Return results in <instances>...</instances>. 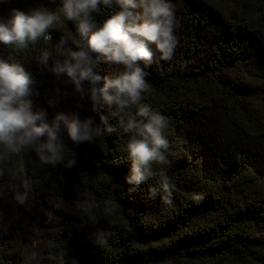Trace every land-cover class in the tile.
Wrapping results in <instances>:
<instances>
[{
  "label": "trees",
  "instance_id": "16d2710c",
  "mask_svg": "<svg viewBox=\"0 0 264 264\" xmlns=\"http://www.w3.org/2000/svg\"><path fill=\"white\" fill-rule=\"evenodd\" d=\"M63 2L0 0V23L17 11L59 16L50 40L0 43V60L24 68L32 81L24 100L43 114L35 126L55 129L64 148L53 165L34 147L0 146V264H264V0H166L176 46L164 60L148 44L152 62H138L148 91L122 112L107 100L112 89L99 90L125 67L88 47L91 33L66 18ZM120 10L101 0L92 31ZM81 51L91 63L72 56ZM89 67L100 77L96 102L90 79L77 91L67 75ZM141 106L147 116L137 115ZM155 114L166 120V162L137 183L127 145L139 137L125 128ZM73 122L102 135L75 142Z\"/></svg>",
  "mask_w": 264,
  "mask_h": 264
},
{
  "label": "clouds",
  "instance_id": "9594fccd",
  "mask_svg": "<svg viewBox=\"0 0 264 264\" xmlns=\"http://www.w3.org/2000/svg\"><path fill=\"white\" fill-rule=\"evenodd\" d=\"M100 2L101 0H64L62 11L68 20L78 21L81 34L91 33L88 47L92 51L103 53L107 60L125 67L126 70L120 76L108 80L105 88L99 90L106 92L107 89H112L114 94L107 96V100L115 103L122 112L130 101L137 102L141 94L148 91L145 73L138 66L140 61L146 64L152 62L153 52L148 44H154L164 60L169 59L176 46L172 29V10L166 0H117L121 10L105 20L102 27L92 31L94 25L91 13L98 9ZM102 2L104 5L112 4V0ZM130 8L140 9V15L134 14ZM58 19L56 13L45 10H33L31 14L17 11L8 23H0V43L26 47L29 41L34 43L41 36L50 40V35L46 34L47 30ZM47 55L45 52V60ZM72 56L79 62L91 63L84 51L72 53ZM55 71L59 75L64 69L57 67ZM67 75L71 77L77 91H83L82 80L90 79L93 84L91 99L93 102L97 101L98 89L95 84L100 77L93 75L90 67L80 74L79 79L72 68L67 70ZM31 83L22 66L0 60V146L14 154L34 147L42 163L54 165L63 161L64 148L55 129L49 128L47 124L35 126V121L43 119V114L33 115L29 104L24 100L29 95ZM149 112L147 106H141L137 115L147 116ZM165 127L166 120L159 114L153 115L147 123H134L129 120L125 131L135 128L136 136L139 137L133 138L127 145L129 156L134 161L135 175L132 180L137 183L152 175L149 169L153 162H166L163 150H167L168 141L162 134ZM108 131L112 132L113 128L110 127ZM45 133L47 141L40 143L39 138ZM69 135L73 141L79 143L90 141L93 136L98 137L102 133L99 129L91 132L87 124L81 132L79 123L73 122L69 126ZM74 163V160H70L68 166L71 167ZM163 180L162 187L166 195L161 199L169 203L172 190L168 178L163 176ZM155 194L156 190H153L152 195ZM104 242L101 241L102 244Z\"/></svg>",
  "mask_w": 264,
  "mask_h": 264
}]
</instances>
